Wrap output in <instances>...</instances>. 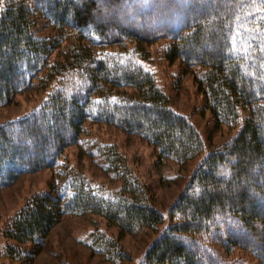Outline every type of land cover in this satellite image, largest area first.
<instances>
[{
	"label": "trees",
	"instance_id": "1",
	"mask_svg": "<svg viewBox=\"0 0 264 264\" xmlns=\"http://www.w3.org/2000/svg\"><path fill=\"white\" fill-rule=\"evenodd\" d=\"M263 11L264 0H0V108L25 92L48 93L32 114L0 125V192L23 174L54 170L50 191L33 196L5 230L17 244L5 247L8 257L30 264L68 215L103 217L121 234L164 225L116 147L106 154L121 163L113 198L62 161L87 124L142 137L159 163L185 165L204 152L195 126L148 69L150 48L162 43L159 59L203 72L195 82L214 131L239 130L195 170L144 264H230L223 251L264 264ZM121 14L130 28L113 26ZM95 240L107 252L116 248L114 258H128L103 232ZM28 244L31 251L21 248ZM203 253L211 255L203 261Z\"/></svg>",
	"mask_w": 264,
	"mask_h": 264
},
{
	"label": "rangeland",
	"instance_id": "2",
	"mask_svg": "<svg viewBox=\"0 0 264 264\" xmlns=\"http://www.w3.org/2000/svg\"><path fill=\"white\" fill-rule=\"evenodd\" d=\"M113 26L128 29L132 25L127 24L125 16L121 14ZM162 45L158 43L150 48L152 56L155 57L148 64V69L155 75L160 88L170 97L172 107L195 126L204 142V152L185 165L173 160L159 163L154 147L142 137L126 134L114 126L87 124L86 133L78 144L65 151V159L62 161L78 170L79 174H83L87 184L99 196L113 198L122 186V180L118 176L121 163L120 166H113L106 159V154L109 151L108 147H116L127 164L125 168L129 172L128 175H133L150 191L149 197L153 199L155 208L165 217L164 225L121 234L119 227L110 225L103 217L68 215L60 220L41 243L39 254L30 264H144L149 249L171 224L170 210L185 191L195 170L207 154L223 146L239 130V127L232 125L236 128L224 126L219 131H214L212 115L210 112H202L204 100L195 82V77L201 76L203 72L197 67L185 72L180 62L169 64L159 59L162 55ZM47 95V92L34 90L18 95L13 103L0 108V125L29 116ZM15 145L18 146V143ZM126 174L121 169L120 175ZM53 176L54 170L50 169L23 174L13 185L0 192V264H24L23 261L11 260L8 257L5 247L17 244L7 240L4 232L33 196L50 191ZM98 232H103L106 239L123 248L128 258L126 260L114 258L112 252H116V248H113L112 252H107L109 248L104 247L101 240H95ZM232 234L237 233L233 231ZM188 241L183 239L187 248L191 249ZM198 241L204 246L207 239ZM21 248L31 251L33 245L28 244ZM200 249L202 251V247ZM221 254L230 264H258L257 260H251V256L243 251H237L232 255H227L223 251ZM203 255L204 261L211 254Z\"/></svg>",
	"mask_w": 264,
	"mask_h": 264
}]
</instances>
